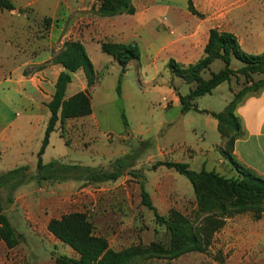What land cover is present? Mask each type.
<instances>
[{
  "label": "rangeland",
  "instance_id": "rangeland-1",
  "mask_svg": "<svg viewBox=\"0 0 264 264\" xmlns=\"http://www.w3.org/2000/svg\"><path fill=\"white\" fill-rule=\"evenodd\" d=\"M28 1L33 2L31 8L12 13L7 18L11 25L5 34L7 45H11L7 48L9 58L14 57L13 50L24 42L28 44L50 37L55 27L53 35L58 44L55 58L67 42L81 41L85 44V39H88L86 50L96 67L92 88H88V79L83 71H79L75 78L76 87L85 80V91L91 95L92 115L83 121L68 122V131H63V138L58 132L52 134L50 145L42 156L45 165L57 161L63 165L85 166V171L50 174L55 180L38 184L33 179L37 174L38 153L30 146L20 162L17 160L18 166H12L13 161L8 157L0 162V174L29 166L26 179L20 177L16 182H25L23 186L31 184L29 195L37 199L58 198L57 202L47 200L44 210H34L38 217L43 213H55L57 218L70 213L85 214L93 226L94 235L107 239L113 250L138 248L142 254L138 264H264V217L258 219L253 213H245L228 219L213 236L207 252L171 259L167 254L171 248L169 234L157 224L154 213L141 201V191L145 189L160 215L167 216L175 210L188 220L192 230L207 216L199 212L192 185L184 176L173 169H154V166L158 162L176 163L189 147V142L200 144L206 111H221L226 101L231 99L228 86L232 93L237 94L244 88V81L241 78L237 83L233 79L229 85H220L211 95L197 98L193 104L206 113H192L189 119H185L181 109L171 107L168 90L173 88L172 94L176 96L180 93L187 95L194 85L179 78L170 81L167 64L172 57L169 56L168 44L170 38L195 36L200 27H209L218 20L225 27L228 12L234 9L237 16L243 13L240 8L236 10L241 5L234 4L239 0H194L202 18L189 12L187 0H132L141 14L150 15V20L139 31L140 61H131L126 67H121L103 53L96 43H90L110 42L109 37L105 35L104 40L103 36L85 35V0H59L55 20L51 16L56 0H23ZM259 1V7L250 5L248 15L264 25V0ZM93 2L92 14L98 15L95 7L99 6V0ZM21 5L20 2L16 4L18 7ZM45 20H50V23H45ZM9 62L13 63V60ZM242 66L240 61L234 60L231 68ZM223 68L224 64L216 61L210 71L218 73ZM25 72L31 76L33 69L27 67ZM203 78L209 79L210 72L203 74ZM119 85L120 94L117 91ZM164 100H169L167 108ZM218 138L217 133L214 137L208 131L206 145L211 146ZM188 165L193 171L200 170V164ZM213 171L227 179L238 176L229 161L223 164L215 162ZM113 174L120 177L112 181L110 176ZM11 195L9 187L0 190V202L10 211L5 212L7 216L16 219L17 229L26 234L17 248H0V264H56L59 256L73 259L78 256L71 248L61 242L55 243L53 237L45 233V223L40 217L36 224L39 235L29 234L30 226L22 222L18 211H13L6 204ZM41 210L42 214H39Z\"/></svg>",
  "mask_w": 264,
  "mask_h": 264
},
{
  "label": "trees",
  "instance_id": "trees-1",
  "mask_svg": "<svg viewBox=\"0 0 264 264\" xmlns=\"http://www.w3.org/2000/svg\"><path fill=\"white\" fill-rule=\"evenodd\" d=\"M187 5L193 16L202 18L194 6V0H187ZM0 10L12 12L16 10V7L11 0H0ZM136 12L132 0H99L97 11L100 18L133 16ZM45 23H50V20H45ZM101 51L112 57L121 67L141 59V49L136 43L101 42ZM234 60L240 61L243 66L233 70L231 66ZM216 61H221L224 68L218 73H213L210 68ZM53 62L61 65L64 72L60 74L52 100L47 104L50 118L42 147L37 155V180L40 182L55 180L50 177V174H72L87 169L79 165L59 164L57 161L48 165L43 163L42 156L59 123L64 128L68 120L92 115V100L88 90L69 99L66 98L72 75L79 71H83L86 75L88 88L94 85L92 77L95 70L84 44L81 41L67 42L64 50ZM167 70L172 77L194 85L186 96L178 95L182 114L190 111L199 112L193 102L199 97L211 95L220 85L230 83L233 79L237 83L241 78L244 81V88L237 94L233 93L232 101L222 112L211 113L218 122V131L225 141L224 148L221 150L222 155L237 172L236 178L227 179L215 171L205 169L196 172L184 163L158 162L154 166V169L158 167L173 169L190 182L199 212L207 215L204 222L192 230L188 220L175 210L170 211L167 216H162L150 194L145 189L141 191L143 206L154 213L157 224L164 227L170 236L171 248L167 254L171 259H177L190 253L207 252L213 236L224 227L228 219L245 213H253L258 219L264 217V179L240 165L233 155L236 141L244 135L241 120L235 113L236 109L246 96L255 95L264 90V53L259 55L245 53L233 34L211 29L203 58L189 66L177 64L171 59L167 64ZM207 72H210V78L204 79L203 74ZM117 91L120 94V85ZM28 171L29 166H23L0 174V189L9 187L12 193L25 183L16 182L20 177L26 179ZM119 177L118 174H113L110 180H117ZM69 180L74 179L69 178ZM48 230L59 242L78 255V259L59 256L56 258V264H138V259L142 256L136 247L122 251L113 250L107 239L94 235L92 224L82 213H70L63 215L60 219H52ZM22 239V235L12 225L0 202V240L5 243L8 250H13L21 244Z\"/></svg>",
  "mask_w": 264,
  "mask_h": 264
},
{
  "label": "crops",
  "instance_id": "crops-1",
  "mask_svg": "<svg viewBox=\"0 0 264 264\" xmlns=\"http://www.w3.org/2000/svg\"><path fill=\"white\" fill-rule=\"evenodd\" d=\"M11 1L15 5L16 10L12 12L0 10V162H3L4 159L8 157L13 161L12 166H18L19 163H17V160L20 162L25 156L26 151H28V146L33 148V150H37V153H39L42 147L45 131L50 118L47 104L52 100L57 80L60 74L64 72V69L61 65L53 62L57 50L55 47L58 45L57 39H55L53 35L55 27L52 29L51 35L47 39H36L34 42L28 44L24 42L22 45H19L20 47L13 50L14 57L9 58L7 56V53H9V49L7 48L11 46L9 43L7 45V36H5L11 28L7 20L8 16L20 10L31 8L33 5V2L30 1ZM93 1L94 0H85V20L87 23V26H85V35H92L96 38L103 36L104 40L106 35L109 37V41L113 43L140 44L139 40L141 35L139 31L147 25L150 20V15L146 16L141 14L140 9L133 3L137 10L136 14L133 16L122 15L113 18H100L98 15L92 14V12H94ZM19 2L22 3V7L16 6ZM234 4L241 5L236 8V10L238 11L240 8L243 13L237 16L238 13H235L236 11H234V9L228 12L225 16V27H222L218 20L209 27H200L201 29L196 32L195 36L184 38L173 36L174 38H170L168 51L170 52L169 56L172 57V60L185 66L197 63L204 56V49L208 43L210 30L219 29L220 31L221 28H223L221 32H227L237 37L245 53L251 55L264 53V25L252 19L254 17L251 18V16L248 15L250 5L259 7L260 1L239 0ZM58 6L59 0H56L54 11L51 16L54 20L59 11ZM95 11H98V6L95 7ZM261 29L263 31H260ZM19 30L20 29L17 28V31ZM86 40L88 39H85V44L83 43L85 48L86 44H88ZM90 43H96L101 48V43L93 41ZM9 59H12L13 63H10ZM93 66L94 70H96L94 64ZM27 67L33 69L31 76L27 75L25 72L27 71ZM238 69L240 68H234L233 70ZM77 73L72 75V82L68 86L66 93L67 99L85 91V80L81 82V85L78 87L75 86ZM169 76L170 81L177 80V78H173L171 74ZM229 84L230 83H228V85ZM218 89L219 87L213 92ZM228 90L230 91L231 99L230 101H226L221 111H206L208 113L205 114L207 117L204 124L205 126L200 130L202 133V138L199 139L200 144L192 145V142H189V147L184 150L182 157H178L176 163L200 164L199 171L202 169L213 171L215 162H219L220 164L227 162L220 151L224 148L225 141L218 131V122L211 116V113L222 112L232 101L233 93L231 92L230 86H228ZM172 92H174V89L169 88L168 94L170 96V102L172 101L171 107L173 106L181 109L182 105L179 97L175 94L173 95ZM237 109H239L240 115H236L241 120L244 135L235 143L233 152L234 158L240 165L264 179V90L255 95L246 96ZM198 111L204 112L205 110L198 109ZM192 113L200 114L195 111H190L184 114L185 119H189ZM80 120L83 121L84 118L68 120L64 128H62L59 123L54 133L58 132L59 136L63 138V131H68V126L66 127V124L68 122L71 123ZM81 125L84 126L85 124ZM43 130L44 133L42 135ZM208 131L213 133L214 137H216L217 133L219 137L211 146L206 145ZM34 176H36V179L35 177L33 179L36 180L38 184L43 182L37 180V174ZM31 180L32 179H30L29 182ZM60 188L61 187H59V189ZM31 189V184L26 186L20 185L12 192V195L8 197L6 204L12 207L13 211H18L20 213L19 215L23 218L22 222L30 226L31 233L29 234L33 236L39 235L40 232L37 230L36 224L40 217L42 222L45 223V233L53 237L52 239L55 243H58L59 241L49 232L48 226L52 219H60L61 217L57 218L55 213H48L49 215L43 213V216L40 215L38 217L37 213L34 212V210L39 211L42 208L44 210L47 200L57 202L58 198L54 197L47 199L43 197L37 199L29 195L30 192H32ZM43 210H41L39 214H42L41 212ZM5 212L10 211L5 209ZM9 219L17 232L24 238L26 233L17 229L15 223L17 222L16 219H13V217H9ZM0 248L7 249L5 243L1 240ZM77 258L78 256L75 259Z\"/></svg>",
  "mask_w": 264,
  "mask_h": 264
},
{
  "label": "built area",
  "instance_id": "built-area-1",
  "mask_svg": "<svg viewBox=\"0 0 264 264\" xmlns=\"http://www.w3.org/2000/svg\"><path fill=\"white\" fill-rule=\"evenodd\" d=\"M166 102V108L169 106V100H164Z\"/></svg>",
  "mask_w": 264,
  "mask_h": 264
},
{
  "label": "clouds",
  "instance_id": "clouds-1",
  "mask_svg": "<svg viewBox=\"0 0 264 264\" xmlns=\"http://www.w3.org/2000/svg\"><path fill=\"white\" fill-rule=\"evenodd\" d=\"M236 114H237L238 116L240 115V113H239V109H237ZM245 127H246V124H245Z\"/></svg>",
  "mask_w": 264,
  "mask_h": 264
}]
</instances>
